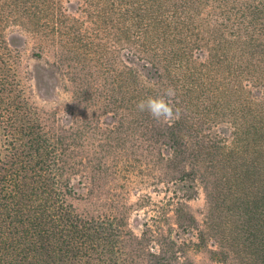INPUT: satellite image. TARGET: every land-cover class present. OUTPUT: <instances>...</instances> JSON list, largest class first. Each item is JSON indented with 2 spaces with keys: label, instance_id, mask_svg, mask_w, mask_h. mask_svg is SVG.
<instances>
[{
  "label": "trees",
  "instance_id": "obj_1",
  "mask_svg": "<svg viewBox=\"0 0 264 264\" xmlns=\"http://www.w3.org/2000/svg\"><path fill=\"white\" fill-rule=\"evenodd\" d=\"M14 29L40 57L49 51L60 75L82 82L79 96L123 100L119 126L102 129L92 115L65 123L33 103L8 39ZM111 43L125 51L111 74L118 96L98 85L115 68ZM168 89L171 121L139 110ZM132 130L140 141L131 150L88 148L100 136L125 146ZM109 157L182 180L177 199L203 184L204 221L183 203L170 217V203L139 236L125 231V249L105 243L99 235L112 222L81 218L70 199L73 178L94 182ZM211 238L219 263L264 264V0H0V264H181L186 248Z\"/></svg>",
  "mask_w": 264,
  "mask_h": 264
},
{
  "label": "rangeland",
  "instance_id": "obj_2",
  "mask_svg": "<svg viewBox=\"0 0 264 264\" xmlns=\"http://www.w3.org/2000/svg\"><path fill=\"white\" fill-rule=\"evenodd\" d=\"M8 39L12 47L21 51L22 68L29 71L25 76V84L33 103L47 111L55 110L59 119L65 123L83 118L85 115H92L102 129L119 126L114 113L121 109L123 100H89V98L79 96L77 91L82 82L71 83L60 75L52 65L47 64V59L53 60L49 51L44 52L40 57V50L35 46L33 39H29L28 36L16 29L9 31ZM109 47H111V51H115L109 56L115 68L113 72L104 69V73L99 76L98 85L102 84L103 88H101L104 91L107 89L104 88L106 85H111L109 87L111 93L118 96V89L115 91L112 89L111 74L115 77L120 74L125 51L120 49L117 44L111 43ZM105 72L109 74L105 75ZM253 91L255 97L263 96L255 87H253ZM136 134L137 132H130L125 146L117 144L109 146L103 140L106 138L100 136L96 137L88 148L91 150L105 148L114 152L123 151L124 148L131 150L134 148L133 142L140 141ZM124 163L121 161L116 167L113 157H109L107 159L108 169L98 175L94 182L81 176L73 178V183L78 188V195L70 199L75 212L83 219L102 217L104 220L112 222L113 227L106 228L99 235L105 243L113 245L119 250L125 249L127 247L125 231L131 230L136 236H139L144 229L143 224L145 222L154 224L152 218L161 215V208H166L170 203H172L171 206L169 205L170 209L167 208V214L170 217H173L179 203H183L186 210L199 223L204 221L207 214V199L203 184H198V193L192 199L185 200L184 197L177 199L176 194L179 197L184 196L183 191L187 187L182 180L167 182L166 179H161V182L156 177L161 175L160 172L154 171L155 175L151 178L147 176V172L145 175L139 174L140 168L147 170L146 163L143 167L138 164L135 167L131 166L128 170L124 167ZM116 168L118 169L116 170ZM79 179L85 184L80 185ZM174 231L179 233V236L184 240L195 243L199 241L196 236H192L188 230H182L177 224H174ZM155 249L157 250V248ZM217 249L218 245L212 238L200 246H189L181 254V264H223L215 261V254L212 251Z\"/></svg>",
  "mask_w": 264,
  "mask_h": 264
},
{
  "label": "clouds",
  "instance_id": "obj_3",
  "mask_svg": "<svg viewBox=\"0 0 264 264\" xmlns=\"http://www.w3.org/2000/svg\"><path fill=\"white\" fill-rule=\"evenodd\" d=\"M175 95L172 89H168L163 96L148 97L138 104L140 111L147 110L150 114L157 118H163L165 121H171L176 115L173 105L171 104V97Z\"/></svg>",
  "mask_w": 264,
  "mask_h": 264
}]
</instances>
